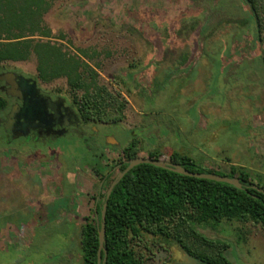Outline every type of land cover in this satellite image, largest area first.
Instances as JSON below:
<instances>
[{
	"label": "rangeland",
	"instance_id": "obj_1",
	"mask_svg": "<svg viewBox=\"0 0 264 264\" xmlns=\"http://www.w3.org/2000/svg\"><path fill=\"white\" fill-rule=\"evenodd\" d=\"M245 9L240 0H55L45 15L52 36L41 39L69 54L85 51L97 81L126 100L120 122L95 124L99 145L108 142L104 134L122 146L138 140L137 156L158 149L168 160L176 149L204 168L228 171L234 163L264 179L262 47L241 24ZM1 67L37 75L34 56ZM168 71V88L152 93ZM43 87L73 103L64 77ZM98 149L79 135L34 147L0 138V264H83L80 226L118 172L119 151ZM198 230L228 243L234 264H264V229ZM142 247L145 264H199L172 242Z\"/></svg>",
	"mask_w": 264,
	"mask_h": 264
},
{
	"label": "trees",
	"instance_id": "obj_2",
	"mask_svg": "<svg viewBox=\"0 0 264 264\" xmlns=\"http://www.w3.org/2000/svg\"><path fill=\"white\" fill-rule=\"evenodd\" d=\"M54 1L0 0V65L34 56L36 76L42 82L66 79L73 104L83 121L120 122L124 118L126 100L119 89H111L97 81L96 72L82 59L85 56L91 59V56L81 49V55L69 54L61 45L41 39L52 36L45 15ZM240 3L246 8L241 24L250 26L254 40L262 47L260 59L264 66V0H240ZM186 60L184 55L182 62ZM172 76V71H168L162 82L155 84L152 93L160 88L167 89L163 85ZM2 104L0 100V106ZM137 144L138 140H131L119 150L116 164L121 163L119 171L126 167L127 160L137 156ZM160 155L158 149H150L147 153L154 159ZM100 159L99 156L96 166L100 165ZM168 160L190 171L237 177L242 188L186 176L148 163L136 165L114 186L107 199L106 191L102 194V200L92 209L93 216L83 219L79 239L83 264H97L98 231L104 202H107L106 253L102 249L101 257L106 260L102 264H145L139 248L142 244L146 247L150 241L175 243L199 264H234L227 255L229 244L207 237L198 227L216 229L222 223H237L264 229V193L254 187L264 189L262 175L253 176L249 168L234 163L229 164L228 171L207 169L187 152L176 149ZM95 165L91 169L98 176L99 169Z\"/></svg>",
	"mask_w": 264,
	"mask_h": 264
},
{
	"label": "flooded vegetation",
	"instance_id": "obj_3",
	"mask_svg": "<svg viewBox=\"0 0 264 264\" xmlns=\"http://www.w3.org/2000/svg\"><path fill=\"white\" fill-rule=\"evenodd\" d=\"M46 84L37 76L0 68V100L3 101L0 106V138L5 143L20 141L34 147L41 141L79 135L84 140H93L94 147L101 150V155L106 148L114 151L122 148L107 134H104V138L109 136L108 142L99 145L97 139L100 131L95 127L97 123L83 121L74 104L52 90L45 89L43 85ZM109 139H113V142L109 143ZM120 165L116 166L117 169ZM111 173L107 171L101 178L102 183L109 175L111 177Z\"/></svg>",
	"mask_w": 264,
	"mask_h": 264
},
{
	"label": "water",
	"instance_id": "obj_4",
	"mask_svg": "<svg viewBox=\"0 0 264 264\" xmlns=\"http://www.w3.org/2000/svg\"><path fill=\"white\" fill-rule=\"evenodd\" d=\"M141 163L152 164V165H155L157 167L165 168V169L171 170L173 172L183 174L186 176H190V177L210 179V180H214V181H218V182L228 183V184L234 185L238 188H242V184L240 183V180L237 177H229L226 175H219V174H216L213 172L212 173H205V172L190 171V170L186 169L185 167H183L182 165H180L176 162H171L169 160H164L161 158L154 159V158H150L148 156H146V157L136 156L134 158H131L130 160H127L126 161V164H127L126 167L123 170H120L117 172L116 176L113 178V180L111 181L110 185L108 186V188L106 190L105 199H107L110 196L112 189L120 181V179L129 170H131L133 167H135L136 165H139ZM254 187L258 191L264 193L263 188H259L257 186H254ZM106 206H107V202H104L103 207H102V211H101L100 227H99V231H98L99 246H98V253H97V264H102L106 260V257H104L103 259L101 257L102 249L106 253V249L104 248V242H105V222H104V220H105Z\"/></svg>",
	"mask_w": 264,
	"mask_h": 264
}]
</instances>
